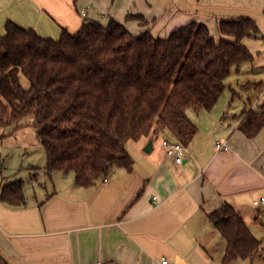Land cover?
I'll use <instances>...</instances> for the list:
<instances>
[{
  "label": "crops",
  "instance_id": "1",
  "mask_svg": "<svg viewBox=\"0 0 264 264\" xmlns=\"http://www.w3.org/2000/svg\"><path fill=\"white\" fill-rule=\"evenodd\" d=\"M243 17L264 34V0H0V35L8 20L58 39L86 20L115 19L134 34L162 37L203 22L219 38V20ZM243 41L254 55L251 79L240 84L245 94L231 90L229 103L192 109L198 131L181 163L161 146L173 140L169 134L143 137L127 144L132 170L118 167L91 186L57 171L51 192L24 189L21 206L0 199V253L9 264H222L226 242L210 213L230 204L251 230L259 219L264 225V204H254L264 197V126L254 137L239 128L249 110L264 105V39ZM7 178L1 170L0 191Z\"/></svg>",
  "mask_w": 264,
  "mask_h": 264
},
{
  "label": "trees",
  "instance_id": "2",
  "mask_svg": "<svg viewBox=\"0 0 264 264\" xmlns=\"http://www.w3.org/2000/svg\"><path fill=\"white\" fill-rule=\"evenodd\" d=\"M5 28L0 35V126L17 130L32 117L46 150L45 169L73 173L80 186H91L118 167L132 170L129 141L169 134L189 145L198 127L188 111L212 109L233 69L254 59L244 38L264 39L248 17L219 20V38L197 21L166 37L149 30L134 34L115 19L107 24L86 20L75 33L63 29L58 39L12 20ZM263 109H251L242 119L239 128L248 137L264 126ZM0 199L23 205V180L6 182ZM209 219L226 242L222 264L264 259V239L232 205L213 211ZM0 264H9L1 253Z\"/></svg>",
  "mask_w": 264,
  "mask_h": 264
},
{
  "label": "rangeland",
  "instance_id": "3",
  "mask_svg": "<svg viewBox=\"0 0 264 264\" xmlns=\"http://www.w3.org/2000/svg\"><path fill=\"white\" fill-rule=\"evenodd\" d=\"M251 68L252 62H245L239 71L233 69L227 78L229 86L221 96L220 104L229 103L232 96L231 88L241 95L245 94L240 84L251 79L249 72ZM21 82L24 87H29V80L23 74H21ZM188 113L191 117L194 116L192 109ZM46 165V150L37 137V131L32 125V117L25 118L23 125L17 130H13V125L0 126V171L8 176L9 182L22 179L24 189L31 196L35 193L51 192L54 189L55 172L49 174L45 169ZM72 178L74 174L68 173L66 180ZM251 228L256 237L264 239V225L261 224L260 219L256 223L252 222ZM254 264H264V259H257Z\"/></svg>",
  "mask_w": 264,
  "mask_h": 264
},
{
  "label": "built area",
  "instance_id": "4",
  "mask_svg": "<svg viewBox=\"0 0 264 264\" xmlns=\"http://www.w3.org/2000/svg\"><path fill=\"white\" fill-rule=\"evenodd\" d=\"M161 146L163 147V149L166 151V153L168 155L175 156L177 162L181 163L183 161L184 153H185V150H186V147L183 144H181L180 142H178L176 140H171L169 138H164L161 141ZM217 147L219 149H222V148H226L227 146L225 144L218 143ZM254 204L257 205V206L261 205V204H264V197H262L259 200H255ZM162 262H163V264H168L169 263V261L166 258H163ZM97 264H102V263L98 262Z\"/></svg>",
  "mask_w": 264,
  "mask_h": 264
},
{
  "label": "water",
  "instance_id": "5",
  "mask_svg": "<svg viewBox=\"0 0 264 264\" xmlns=\"http://www.w3.org/2000/svg\"><path fill=\"white\" fill-rule=\"evenodd\" d=\"M152 147H153V140L150 139L149 142L147 143L146 147L144 148V150H145L146 152H150L151 149H152Z\"/></svg>",
  "mask_w": 264,
  "mask_h": 264
}]
</instances>
